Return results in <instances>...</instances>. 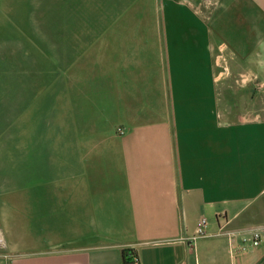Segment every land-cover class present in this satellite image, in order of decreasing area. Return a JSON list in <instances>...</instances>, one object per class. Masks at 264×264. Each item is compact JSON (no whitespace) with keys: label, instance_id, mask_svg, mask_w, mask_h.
<instances>
[{"label":"crops","instance_id":"0c3cea01","mask_svg":"<svg viewBox=\"0 0 264 264\" xmlns=\"http://www.w3.org/2000/svg\"><path fill=\"white\" fill-rule=\"evenodd\" d=\"M239 4V24L228 20L235 31L225 23L214 35L208 30L206 41L198 38L197 51L211 64L207 45L233 50L234 36L246 44L240 55L250 38L264 60V0ZM254 71L264 87L263 65ZM99 79L102 90L91 87L79 97L81 125L100 129L102 97L111 107L103 112L105 122L121 119L128 130L122 138L98 140L88 136L92 128H81L79 137L109 143L120 157L92 166L80 159L59 171L51 160L25 166L1 150L0 238L6 246L0 264H126L125 249L136 252L138 264H264V117L222 114L212 66L199 81L189 64L171 70L174 100L158 104L145 100L147 86L134 99L130 72L113 74L110 85L109 77ZM196 82L202 88L194 89ZM159 107L164 113L151 120L152 108ZM64 186L67 194L59 191ZM201 218L205 233L193 239ZM253 229L262 232L260 244L242 250V234Z\"/></svg>","mask_w":264,"mask_h":264},{"label":"rangeland","instance_id":"374dc122","mask_svg":"<svg viewBox=\"0 0 264 264\" xmlns=\"http://www.w3.org/2000/svg\"><path fill=\"white\" fill-rule=\"evenodd\" d=\"M240 1L0 0V151L25 166L40 167L51 160L59 171L80 159L88 166L110 165L120 155L109 143L79 137L81 128L95 131L87 121L81 125L79 97L93 91L91 87L102 90L100 76L109 77L110 85L113 74L130 72L135 100L147 87L146 101L174 100L168 76L187 64L198 81L212 66L222 114L239 120L264 117V87L254 71L257 65L264 67L260 46L255 50L248 38V52L240 55L246 44L241 45L238 36L233 37V50L207 45L214 54L212 64L206 53L197 51L198 38L206 41L208 30L214 35L225 23L236 30ZM261 51L264 55V46ZM195 84L194 89L202 88ZM191 95L198 99L199 94ZM99 101L102 124L88 136L122 138L128 125L121 119L105 122L103 112L110 110V101ZM135 106L131 103L132 111ZM161 107L152 108L151 120L164 113ZM65 118L72 124L70 134ZM59 191L69 192L65 186Z\"/></svg>","mask_w":264,"mask_h":264},{"label":"built area","instance_id":"2783aa9c","mask_svg":"<svg viewBox=\"0 0 264 264\" xmlns=\"http://www.w3.org/2000/svg\"><path fill=\"white\" fill-rule=\"evenodd\" d=\"M120 132L122 131L120 130ZM206 226H207V220L205 218H201L197 223V233L193 237V239H196L198 236L203 235L205 233ZM232 234L233 233H231V235ZM242 236H243L242 250H246L249 246L255 247L260 244L262 239V232L260 230L253 229L250 232L242 234ZM4 247H5V242L2 238H0V248H4ZM138 261H139L138 258H135L133 263L138 264Z\"/></svg>","mask_w":264,"mask_h":264},{"label":"trees","instance_id":"16d2710c","mask_svg":"<svg viewBox=\"0 0 264 264\" xmlns=\"http://www.w3.org/2000/svg\"><path fill=\"white\" fill-rule=\"evenodd\" d=\"M123 258L126 264H129V263L133 264L134 259L138 258V256L133 249H125L123 250Z\"/></svg>","mask_w":264,"mask_h":264}]
</instances>
